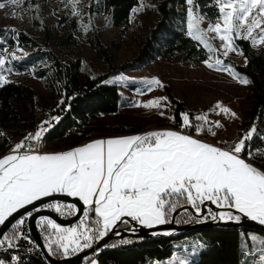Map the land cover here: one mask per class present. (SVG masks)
<instances>
[{"label": "snow or ice", "instance_id": "snow-or-ice-1", "mask_svg": "<svg viewBox=\"0 0 264 264\" xmlns=\"http://www.w3.org/2000/svg\"><path fill=\"white\" fill-rule=\"evenodd\" d=\"M22 2L0 0V9L15 7ZM215 2L219 6L220 17L215 24H209L208 29L199 27L204 17L197 18L192 8L188 9L187 34L209 49L212 48L209 41L218 38L223 42L222 55L227 57L230 52L238 51L235 39L240 38L241 27L248 24L243 36L248 39L253 29L260 28L264 23V0ZM72 3L76 6L79 0H72ZM186 3L192 5L193 0H186ZM209 32L216 36L209 37ZM256 42L264 43V29H261ZM13 59L22 57L13 55ZM4 63L5 60L0 59V65ZM204 63L212 68L222 65L223 61L218 58L215 65L208 60ZM227 71L237 77L241 84L250 83L247 77L241 76L233 67L227 66ZM8 82L3 80L2 83ZM145 83L149 92L153 86L164 87L158 78ZM161 100H167V97L149 100L142 106L156 108L160 106ZM216 107L225 114L236 116L231 109L222 107L220 102H217ZM181 117L182 129L195 127L197 135L205 131L204 124L191 123L189 113H181ZM52 119L58 122L60 117ZM195 119L209 126H222L219 121H209L205 115ZM50 126V121L42 122L38 130L29 133L24 140L15 144L9 154L0 157V226L5 225L20 209L54 194L76 197L83 202L85 219H81L79 226L62 227L53 219L40 218L41 222L46 221L54 230V238L53 234L47 238L46 247L50 254L62 251L67 257L92 248L94 243L103 240L118 224L136 222L140 226L152 228L170 223L169 217L173 213L182 209L188 214L189 207L200 218L199 222L209 219L239 222L243 216L264 225V165L258 166L254 162L264 156V150L252 151L248 148V142L256 133L255 126L235 143L223 146L205 142L184 131L170 129L106 140L96 139L71 150L55 153H41L27 143L39 142ZM212 135L216 133L213 131ZM209 204L221 210L214 211ZM44 207L55 208L57 212L62 207L79 211L75 204H47ZM90 214L95 217L92 220L94 228L86 223ZM32 215V212L26 213V217ZM26 217L18 219L13 228L23 225ZM130 230L134 232L136 229ZM21 237L28 239L22 233L3 234L0 248L6 242L9 248L16 247L12 241ZM120 243L131 241L121 240ZM12 259L19 260V257L13 256ZM0 264L5 262L0 260ZM91 264H98V261L92 259ZM179 264H188V261L181 259ZM257 264H264V255L260 256Z\"/></svg>", "mask_w": 264, "mask_h": 264}, {"label": "trees", "instance_id": "trees-1", "mask_svg": "<svg viewBox=\"0 0 264 264\" xmlns=\"http://www.w3.org/2000/svg\"><path fill=\"white\" fill-rule=\"evenodd\" d=\"M30 1L32 5L35 3V0ZM138 1L89 0L87 5L82 7L84 13L80 21L69 18L64 12L60 13L55 20L58 30H72L64 31L59 36L58 49L55 51L51 49L53 39L47 26H39L40 35L36 36L26 34L23 25L0 28V57H9L15 47L29 48L27 55L17 63L11 60L10 64L20 73L27 72L26 69L29 68L32 76L43 79L49 99L44 100L43 96L38 95L35 88L23 79L0 83V154L11 148L14 139L25 138L29 132L36 131L37 112L50 117L51 126L42 134V140L44 145L52 150L69 149L98 136L140 131L139 125L119 116L120 94L117 87L108 82V78L155 60L172 61L178 58L181 63L195 65L207 59L209 52L187 34L184 22L189 8L203 16L205 21H217L220 13L215 0H193L192 5H188L186 0H159L153 7L158 19L145 35L137 36L138 50L129 61L115 64L109 52L110 45L103 44L87 28L84 33L85 41L94 57L105 65L106 70L92 75L83 71L78 51L73 58L68 55L71 53L69 50L73 49L72 44L76 42L72 33L79 31L83 19H91L92 16L100 14L109 26L120 32L133 30L140 24L132 13ZM235 44L238 52L243 53L240 54L243 62L226 60V64L250 81L246 85V117L240 124L234 140L221 144L223 146L235 143L255 126L256 133L248 142V148L252 151L264 150V129L261 128L264 120V45L254 47L242 38L235 39ZM63 47L67 49L63 50ZM165 94L172 106L169 124L172 129H178L181 113L191 115V112L186 109L184 102L173 97L167 87ZM55 116L60 117L58 122L52 119ZM186 130L193 134L192 129ZM244 156L246 157L247 153ZM254 162L258 166L264 165V156ZM197 219L190 210L185 214L181 209L175 214L174 222L184 224L196 222ZM86 223L89 227H95L88 219ZM120 226L125 224H118L117 227ZM240 230L250 229L206 227L186 233H172L161 238L124 237L106 244L107 247L101 248L95 259L98 264H156L167 260L176 252H181V245L176 246L175 242L187 239L197 247L194 257L188 259V264H239L237 241ZM20 231V225L16 228L12 225L5 234L19 235ZM121 240H130L131 243H120ZM53 247L55 248V245ZM51 255L55 258L62 257L61 252ZM0 259L6 264L10 259V252L0 251ZM16 264L48 263L41 252H36L22 254Z\"/></svg>", "mask_w": 264, "mask_h": 264}, {"label": "rangeland", "instance_id": "rangeland-1", "mask_svg": "<svg viewBox=\"0 0 264 264\" xmlns=\"http://www.w3.org/2000/svg\"><path fill=\"white\" fill-rule=\"evenodd\" d=\"M88 1L89 0H79V3L74 6L72 0H35L33 5L30 0H23L21 4L15 7L9 6L0 9V28L6 26L8 28H15L23 25L26 34L36 36L40 35L41 29L39 26H47L53 39L51 42V49L55 51L58 49L57 42L58 38H60L59 36L62 35L64 31L72 30L70 28L58 30L55 24L56 18L60 13L64 12L69 18H75L80 21L81 15L84 13L82 7L86 6ZM158 1L159 0H139L132 13L138 18L140 24L133 30L129 29L125 32H120L116 28L109 26L101 14L92 16L91 19H83V23H80L81 27L79 31L72 33L73 36L76 37V42L72 44L73 49L69 50V52L71 51V53L68 54L69 57L74 56L78 51L81 60L80 67L89 75L106 70L105 65L94 57L93 52L85 41L84 33L85 30L89 28L103 44L110 45L109 52L115 64L129 61L138 50V44L136 42L137 36L145 35L148 29L151 28L158 19V14L153 10V7L156 6ZM12 12L16 14L12 15ZM193 13L197 18L200 16L195 12ZM217 21L208 22L203 19L199 27L208 29L209 24H215ZM219 22L221 24L223 23L222 20H219ZM187 23L188 10L184 22L185 30L188 33ZM247 27L248 24L246 23L240 28V38L244 39L243 36L247 32ZM261 29H264V23L261 24L260 28H254L252 35L246 39L251 46L264 45V43L256 42L261 34ZM207 35L209 37L216 36L215 33L211 32ZM196 41L209 52V56L206 59L209 63L215 65L216 60L219 58L223 61V64L209 68L204 62L195 65H187L181 63L178 58H175L172 61L155 60L139 65L135 69L121 71L111 75L108 78V82L114 84L120 94L119 116L129 122L139 125L141 130L135 133L98 136L80 142V144L75 147L82 146L96 139L106 140L114 137L143 134L147 131L170 129L184 131L190 134L186 129L181 128V115L179 116L180 127L178 129L171 128L169 122L171 119L172 106L168 99L161 100L160 106L156 108L149 109L142 106L143 103L149 100H154L158 97H166L165 87L168 88L173 97L184 102L186 109L191 112L190 120L193 125L204 124V132L197 135L195 127H191L190 129H192L193 134L190 135L205 142L221 146V143L233 141L240 124L246 117L245 111L248 93L246 85L241 84L237 77L231 75L227 71V66L230 65L226 64V60L242 63L243 59L238 51L230 52L227 57H224L222 55L223 49L221 48L223 42L218 38L209 41L212 45L211 49L205 47L201 41ZM66 49L67 47H63V50ZM29 50V48L15 47L11 50L9 57H0V59L5 60V63L0 65V83H2L3 80L23 79L32 85L37 94L42 95L44 100H49L48 89L43 79L32 76L29 72V68L26 69L27 72L20 73V71L16 70V68L10 64L11 60H14L16 63L20 60L13 59V55L23 58L25 53L27 54ZM152 78H158L163 83L164 87L153 86L152 91H147L145 82ZM217 102H220L222 107L231 109L232 112L236 113V116L233 117L230 113L225 114L221 112L220 109L216 107ZM137 104L141 106H136ZM161 112L164 113L163 116L160 115ZM201 115H205L209 121H219L222 126H209L204 121L195 119V117ZM49 120V115L37 112L36 125L38 127L42 122ZM261 128L264 129V120ZM36 130H38V128ZM213 131L216 135H212ZM22 140L23 138L14 139L11 148L5 150L3 154H0V157L9 154L15 144ZM41 141L42 144H40L37 149L41 153L62 152L75 148L52 150L44 145L42 139ZM242 218L247 217L242 216ZM79 224L80 221L67 227L79 226ZM253 237H256V239H253ZM175 245H181V252H176L166 261L157 264H179V260L181 259L188 261L189 258L194 257L197 250V247H195L193 243H190V241H187V239L175 242ZM237 249L239 264H257L260 260V256L264 255V234L254 230L238 231ZM92 259H95V257L88 259L84 264H91Z\"/></svg>", "mask_w": 264, "mask_h": 264}, {"label": "water", "instance_id": "water-1", "mask_svg": "<svg viewBox=\"0 0 264 264\" xmlns=\"http://www.w3.org/2000/svg\"><path fill=\"white\" fill-rule=\"evenodd\" d=\"M61 202L65 204H75L77 205V208L79 211L74 210V213L68 217V218H60L53 214L50 211L39 209L34 210L40 206H42L45 203L49 202ZM84 205L82 202L76 198L67 196L65 194H54L51 197L42 198L41 200L36 201L32 205L26 206L24 209H20L16 214L11 217L5 225L0 226V238H3V234L7 232V230L15 224V222L18 220L19 217L26 214L27 212L33 211V215L31 217H27V230L28 234L31 237L32 241L35 243V245L40 250L43 258L47 261L48 264H84L88 259L92 257H96L99 253L100 249L103 248L106 244L111 242L115 239H120L124 237H132V238H161L165 237L166 235L163 234L165 232L172 233H186L188 231L197 230L200 228H206V227H233V228H248L250 230H254L260 233L264 234V225H260L250 219L242 218L239 222H221V221H212L207 220L206 222H190V223H184V224H176L174 222L175 214L181 210L178 209L176 213H173L172 217H170V223H166L163 225H157L152 228H148L145 226H140L136 222H131L127 224L124 227H116L113 231L109 232V234L98 243H94L92 248L85 249L83 251L77 252L73 255L64 257V258H55L53 257L48 249L45 247L43 240L37 230L36 221L38 218L41 217H48L50 219L55 220L58 224H60L62 227L70 226L71 224L78 221L79 217L81 216ZM209 207H212L214 211H220L221 209L215 208L213 205L209 204ZM189 210L191 213L197 217L192 209L189 207ZM135 228L136 230L133 232L130 229ZM119 233V235H117ZM153 233H157L156 235H153ZM99 250V251H97ZM94 252H97L96 255Z\"/></svg>", "mask_w": 264, "mask_h": 264}, {"label": "built area", "instance_id": "built-area-1", "mask_svg": "<svg viewBox=\"0 0 264 264\" xmlns=\"http://www.w3.org/2000/svg\"><path fill=\"white\" fill-rule=\"evenodd\" d=\"M25 138H23L24 140ZM27 143L32 144L36 149H38L37 147V141H28ZM47 204H60V205H69V204H65V203H61V202H49V203H45L42 206L34 209V210H39V209H43V210H47L52 212L53 214H55L56 216L60 217V218H68L70 217L73 213L74 210L69 209L67 207H62L60 212H57L55 210V208H47L44 207V205ZM33 212V211H30ZM21 217H26V214L22 215ZM21 217H19L18 219H20ZM81 219H85L83 216V212L81 214V216L79 217L78 221H81ZM89 220L92 223V220L94 219V214H90V216L88 218H86V220ZM76 223V222H75ZM93 224V223H92ZM36 226H37V230L43 240V243L46 247L47 243H48V237L50 234L54 235V230L50 228V226H48L47 222H41L40 218L37 219L36 221ZM21 227V231L20 233H22L24 236H27L28 239H23L22 237L18 240V241H14L12 242L13 244L16 245V247L14 248H9L7 242L5 243L3 248H0V251H9L10 252V259H8L6 261V264H16L17 260H13L12 257L13 256H21L24 253H28V254H34L36 252H40V250L38 249V247L35 245V243L32 241L31 237L28 234V230H27V217L25 218V223L23 225H20ZM90 228H93L92 226H90ZM26 232V233H25ZM19 233V234H20ZM47 248V247H46ZM48 249V248H47ZM49 251V250H48ZM62 253V251H61ZM97 252H94V254L96 255ZM75 254V253H74ZM73 255V254H71ZM70 256V255H69ZM65 256L62 253V257L64 258Z\"/></svg>", "mask_w": 264, "mask_h": 264}, {"label": "bare ground", "instance_id": "bare-ground-1", "mask_svg": "<svg viewBox=\"0 0 264 264\" xmlns=\"http://www.w3.org/2000/svg\"><path fill=\"white\" fill-rule=\"evenodd\" d=\"M40 144H42V141L40 140L39 142H37V147L39 148Z\"/></svg>", "mask_w": 264, "mask_h": 264}, {"label": "flooded vegetation", "instance_id": "flooded-vegetation-1", "mask_svg": "<svg viewBox=\"0 0 264 264\" xmlns=\"http://www.w3.org/2000/svg\"><path fill=\"white\" fill-rule=\"evenodd\" d=\"M200 220V218H198L196 221H199ZM126 226V225H125ZM120 227H124V226H120Z\"/></svg>", "mask_w": 264, "mask_h": 264}, {"label": "crops", "instance_id": "crops-1", "mask_svg": "<svg viewBox=\"0 0 264 264\" xmlns=\"http://www.w3.org/2000/svg\"><path fill=\"white\" fill-rule=\"evenodd\" d=\"M164 261H166V260H164ZM157 263H161V262H157ZM157 263H156V264H157Z\"/></svg>", "mask_w": 264, "mask_h": 264}]
</instances>
